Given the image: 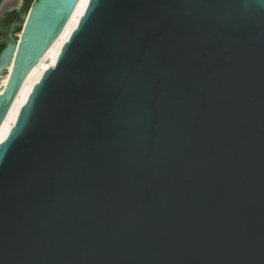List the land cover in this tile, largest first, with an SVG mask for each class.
<instances>
[{
    "label": "water",
    "instance_id": "1",
    "mask_svg": "<svg viewBox=\"0 0 264 264\" xmlns=\"http://www.w3.org/2000/svg\"><path fill=\"white\" fill-rule=\"evenodd\" d=\"M30 1L0 124L79 0ZM0 264H264V0H89L0 142Z\"/></svg>",
    "mask_w": 264,
    "mask_h": 264
},
{
    "label": "bare ground",
    "instance_id": "2",
    "mask_svg": "<svg viewBox=\"0 0 264 264\" xmlns=\"http://www.w3.org/2000/svg\"><path fill=\"white\" fill-rule=\"evenodd\" d=\"M88 1L89 0L78 1L60 33L51 42L39 60L27 71L19 90L7 111V114L0 124V142L5 139L10 129L14 125L19 109L25 103L33 86L39 81L44 71L54 65L62 45L65 43V41H67L71 32L78 24V21L86 8ZM11 67L12 64L8 67L6 75L0 79V87L3 86L0 89V92L3 91L5 87Z\"/></svg>",
    "mask_w": 264,
    "mask_h": 264
},
{
    "label": "flooded vegetation",
    "instance_id": "3",
    "mask_svg": "<svg viewBox=\"0 0 264 264\" xmlns=\"http://www.w3.org/2000/svg\"><path fill=\"white\" fill-rule=\"evenodd\" d=\"M6 20L9 21V24H10V23H12L13 21H15L16 18H13L12 15H8V16L6 17ZM9 24H8V25H9Z\"/></svg>",
    "mask_w": 264,
    "mask_h": 264
},
{
    "label": "rangeland",
    "instance_id": "4",
    "mask_svg": "<svg viewBox=\"0 0 264 264\" xmlns=\"http://www.w3.org/2000/svg\"><path fill=\"white\" fill-rule=\"evenodd\" d=\"M31 1H32V0H31ZM31 1H30V3H31ZM30 3H29V4H30Z\"/></svg>",
    "mask_w": 264,
    "mask_h": 264
}]
</instances>
